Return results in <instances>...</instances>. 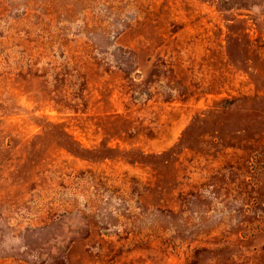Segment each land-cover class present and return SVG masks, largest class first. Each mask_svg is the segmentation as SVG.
I'll return each mask as SVG.
<instances>
[{
  "label": "rangeland",
  "instance_id": "1",
  "mask_svg": "<svg viewBox=\"0 0 264 264\" xmlns=\"http://www.w3.org/2000/svg\"><path fill=\"white\" fill-rule=\"evenodd\" d=\"M0 264H264V0H0Z\"/></svg>",
  "mask_w": 264,
  "mask_h": 264
}]
</instances>
